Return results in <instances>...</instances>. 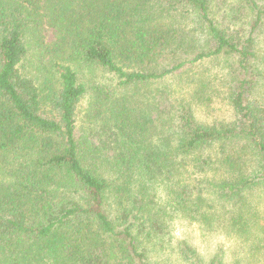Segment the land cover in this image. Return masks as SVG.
Segmentation results:
<instances>
[{"label":"trees","instance_id":"obj_1","mask_svg":"<svg viewBox=\"0 0 264 264\" xmlns=\"http://www.w3.org/2000/svg\"><path fill=\"white\" fill-rule=\"evenodd\" d=\"M263 41L264 0H0V264H153L178 218L264 242Z\"/></svg>","mask_w":264,"mask_h":264},{"label":"rangeland","instance_id":"obj_2","mask_svg":"<svg viewBox=\"0 0 264 264\" xmlns=\"http://www.w3.org/2000/svg\"><path fill=\"white\" fill-rule=\"evenodd\" d=\"M47 39H54V32L47 29ZM264 57V41L260 48ZM264 59V58H263ZM91 73V74H90ZM88 78L94 82L111 84L112 76L105 71L95 70L87 73ZM203 95L204 103L197 105V116L205 122L212 123L217 120L230 121L234 118L233 109L228 103L225 93L212 95V88H207ZM264 90V82L261 86ZM97 110L92 106V97L88 94L79 103L78 118L83 129H86ZM252 208L257 211L259 219H255V231L264 229V188L254 191L249 197ZM225 205V204H224ZM219 213L229 209L228 205L217 206ZM172 240L167 242L164 249L158 248L152 252L153 264H186L183 261L180 251L177 249L179 240H186L191 243L197 252L209 259L214 254L220 252L224 256L225 264H264V242H254L255 236L246 238L232 235L223 227L212 228L204 223L191 222L184 218H178L172 223ZM257 244V245H256ZM253 245V246H252ZM256 245V246H255Z\"/></svg>","mask_w":264,"mask_h":264}]
</instances>
